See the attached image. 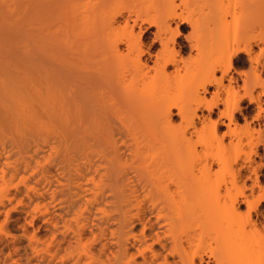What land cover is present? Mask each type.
Segmentation results:
<instances>
[{
    "label": "bare ground",
    "instance_id": "obj_1",
    "mask_svg": "<svg viewBox=\"0 0 264 264\" xmlns=\"http://www.w3.org/2000/svg\"><path fill=\"white\" fill-rule=\"evenodd\" d=\"M261 150L264 0H0V264H264Z\"/></svg>",
    "mask_w": 264,
    "mask_h": 264
},
{
    "label": "rangeland",
    "instance_id": "obj_2",
    "mask_svg": "<svg viewBox=\"0 0 264 264\" xmlns=\"http://www.w3.org/2000/svg\"><path fill=\"white\" fill-rule=\"evenodd\" d=\"M259 154L262 155V156H260L261 158H257V161L259 160L258 162H260V160H262V157H264V152H263V150H261V151L259 152ZM263 172H264V170H263ZM244 209H245V208H244Z\"/></svg>",
    "mask_w": 264,
    "mask_h": 264
}]
</instances>
